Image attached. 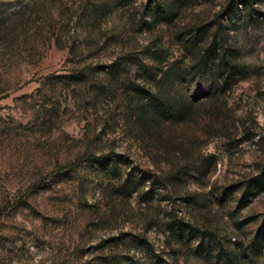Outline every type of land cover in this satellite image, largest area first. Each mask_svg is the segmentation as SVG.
Segmentation results:
<instances>
[{
	"label": "rangeland",
	"instance_id": "rangeland-1",
	"mask_svg": "<svg viewBox=\"0 0 264 264\" xmlns=\"http://www.w3.org/2000/svg\"><path fill=\"white\" fill-rule=\"evenodd\" d=\"M118 1L32 0L0 26V264H222L219 246L264 264V190L237 202L264 164V0ZM157 48L244 72L217 87L189 68L170 94L191 114L139 122L129 86L150 76L106 66Z\"/></svg>",
	"mask_w": 264,
	"mask_h": 264
},
{
	"label": "trees",
	"instance_id": "trees-1",
	"mask_svg": "<svg viewBox=\"0 0 264 264\" xmlns=\"http://www.w3.org/2000/svg\"><path fill=\"white\" fill-rule=\"evenodd\" d=\"M31 1L32 0H0V26L3 23L12 20L13 15H19V17H22L25 7ZM118 2L120 3L122 1L119 0ZM171 14L172 12L170 11L162 10V16L164 19H167ZM149 15H151L153 19H156L158 10L157 12L151 11ZM186 40L192 42L191 46L196 47L197 42L199 41L198 33L196 31L191 32ZM213 44H215V42H213ZM155 50L156 51L150 53L148 56V59L152 60L148 65L122 62L119 58V60L115 59L112 63L106 66L108 68V73H117L124 69L129 70V68L134 66L136 68H142V72H145L150 76L148 81L154 86L153 89H146L144 85L135 82L129 86L135 94L132 109L133 117L139 122H146L147 120L157 122L159 120L167 119H170L171 121L184 120L191 114V105L187 104L186 100L180 101V99L170 94V90H173L174 84L182 80L183 76L189 72V68L192 69V72H190L194 80L196 78L206 77L211 79L217 87L222 86V83L235 79L236 76L244 72L243 67L229 59L227 60L223 56H217L214 59H207L206 56H196L194 54L188 65L184 66V64H181L175 67L178 61L175 60L169 62L168 58L166 59L162 54V48H157ZM181 61L182 60H180V62ZM80 76V74L77 75V79H75L77 80L76 82L80 80ZM69 83L70 82L67 84ZM169 83H171L170 86H167V88H169L165 90L163 86L169 85ZM94 160H96L101 166H108L109 163H112V168L117 162L110 154L99 155L94 157ZM261 171L260 174L248 179L243 184L241 196L237 200L239 206L245 205L251 196L264 190V164ZM122 188L130 194L131 191L127 181L122 183ZM167 228L171 232H174L180 241L183 238L188 240L191 236H196L194 227L183 223L182 221H176L173 219L168 223L166 222L165 230H167ZM262 228L263 227L259 228V231L262 230ZM262 235L264 237V231H262ZM256 238L257 236L254 238V241H257ZM202 243L204 244V240ZM216 258H218L222 264H241L238 261L237 254L233 250L223 248L222 246H219V252L217 253ZM130 264L139 263L131 262ZM148 264L169 263L164 260L162 261L158 255H154V259H151Z\"/></svg>",
	"mask_w": 264,
	"mask_h": 264
}]
</instances>
